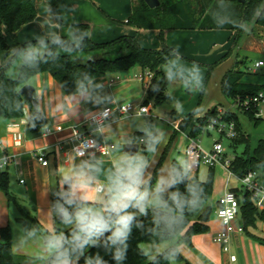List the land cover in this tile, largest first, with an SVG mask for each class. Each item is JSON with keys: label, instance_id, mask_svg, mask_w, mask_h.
<instances>
[{"label": "crops", "instance_id": "0c3cea01", "mask_svg": "<svg viewBox=\"0 0 264 264\" xmlns=\"http://www.w3.org/2000/svg\"><path fill=\"white\" fill-rule=\"evenodd\" d=\"M135 3L136 0H58L56 11L50 1L36 0L38 17L34 22L23 26L15 33L3 27L12 52L7 55L0 45V65H6L16 55L19 43L40 41L41 38L48 41L55 37L59 39L66 37L74 44L81 45L82 39L77 37L75 28L77 24H87L90 27V39L95 43H107L122 36H131L146 49H162L164 45L173 48L179 56L164 66V82L160 83V80L156 82L160 90L165 87L170 98L161 104L154 105L156 107L167 103L174 104L176 108L168 111V119H164L171 126V130L166 132L162 150L156 155V159H151L150 166L146 168L145 177L147 178L149 173L152 175L154 172L175 130H178V134L165 161L170 159L169 154L174 149L179 135L187 136L190 141L189 131L182 132L180 128H176L175 123L180 124L183 118L196 110L192 125L216 107L220 111L234 112L235 101L226 98L222 91V80L229 70L240 67L246 71L241 80L242 83L264 85V83L260 84L247 79V75L257 74L264 67L258 70L251 69L246 67L245 60L249 53L257 55L258 60H264V40L250 36L246 48L249 51L241 49L237 53L234 52L236 60L232 64L231 56L223 59L228 54L224 50L226 47L217 46V44H222L225 38L223 34H220L221 31L227 32L229 39L233 41L235 32L216 29L167 30L163 40L160 30L141 29L130 21ZM213 65L215 67L207 81L209 70ZM140 73H143V70L136 67L109 74L92 81L86 92L75 95L64 93L61 85L51 74L41 73L29 84L34 86L38 108L47 120L44 131L42 133L31 131L29 105L25 107V116L21 119H0V139L4 143L3 147H0V159L4 155H10L12 158L2 172L6 171L9 174L10 193L15 198V201H9L6 193L0 189V229L7 225L11 226L13 251L16 254L42 258L38 256L44 249L42 231L34 225L42 233L40 235L37 230L36 232L32 230L33 224L25 225L19 221V218L31 214L39 222H44L46 210L51 209L53 197L63 195L69 189L70 185L68 182L67 188L65 175L82 169L96 177V183L106 184L108 173L113 169L114 163L123 157L118 146L110 157H78L72 151L70 140L73 126H78L81 131L90 132L93 129V124L90 122L91 116L106 106H112L115 108L112 118L106 122L102 133L95 134L99 141L106 139L115 143L120 140L136 142L135 138L144 133L141 131L143 129H140L141 123L135 119L152 118V100L149 103L146 101L153 78L142 81L138 78ZM125 103L144 104L150 111L144 115H120L116 108ZM59 126L62 130L57 129ZM38 152L46 154L49 161L47 166L36 158L35 154ZM173 160L171 166L167 168L168 174L164 175L165 177L169 175ZM186 165L189 170L188 158ZM217 168L226 170L224 165H218L215 167V172ZM199 169L200 167L190 172L192 176L197 175ZM161 171L159 175H163ZM261 175L259 174L260 182H262ZM232 188L236 187L232 186L230 177L225 181L216 182L215 180L213 194L215 198L211 201L213 211L209 221L210 231L193 238L194 248L186 243L178 246V251L184 259L189 260L190 264H210L208 260L217 264L222 261L223 264H230L229 255L214 242V237L224 228L217 215L219 201L224 193ZM170 189L171 186L165 193ZM130 211L136 210L130 209ZM14 219L15 223L12 222ZM239 219L240 216L237 220L238 226H243L242 220L241 223L238 222ZM44 225L48 226V224ZM244 234V232H235L232 235L231 250L238 256V260L233 264H244L245 258L246 262L248 261L247 256L244 258L234 250L235 245L238 244L239 248L242 245L241 242L244 244ZM18 236L23 237L19 239ZM262 251L264 254V249ZM261 259L259 264H264V255Z\"/></svg>", "mask_w": 264, "mask_h": 264}, {"label": "trees", "instance_id": "16d2710c", "mask_svg": "<svg viewBox=\"0 0 264 264\" xmlns=\"http://www.w3.org/2000/svg\"><path fill=\"white\" fill-rule=\"evenodd\" d=\"M48 1L57 11L58 0ZM160 1L159 7L151 8L145 0H136L130 21L141 29L160 30L163 40L167 30H228L236 33L234 43L237 47L244 37L247 25L255 23L264 27V0H246L244 3L238 0ZM37 17L36 0H0V45L7 55L11 54L12 48L7 42L3 27L15 33L23 26L34 22ZM75 28L77 37L82 39L81 45L74 44L66 37L60 39L59 44L53 43L52 40L44 41L46 50L42 54L37 53L32 60H22L21 56L26 54L30 47H41L40 41L33 40L17 44L16 55L6 65H0V119H21L25 116V107L29 105L31 131L34 133L44 131L47 123L46 117L20 92L23 86L29 84L35 76L41 73L51 74L61 85L64 93L75 95L86 92L90 83L95 79L139 67L143 73L146 71L154 73L146 103L154 100L155 105H158L170 98L165 87L160 90L156 82L158 80L160 83L164 82V66L179 56L173 48L164 45L162 49H146L131 36H122L107 43H95L90 39V27L87 24H77ZM229 55L230 52L223 59ZM214 67L215 65L210 68L207 81ZM245 74L246 71L239 67L229 70L224 75L222 91L226 98L245 101L254 98L264 90V85L242 83L241 80ZM241 110L249 115L256 126L263 121L261 116H257L259 106L252 105L249 109ZM196 112L197 110L187 115L179 124L180 130L189 131L191 138H198L209 122L220 116V110L216 107L192 125ZM223 118L234 120L237 124L239 135L232 139L231 146L234 149L240 143L246 146L244 152L237 154L232 160V171L243 175L248 170H252L264 175V138L258 141L254 152L251 153V136L242 131L236 114L226 111ZM177 134L178 130H175L151 175L150 186L155 183L160 174ZM173 166L184 174L177 183L171 186L169 192L162 194V199L167 202V211L149 208L147 216L137 215L123 244L119 242L112 244L107 239L114 231L110 229L99 237H94L95 244L85 245L83 250H77L71 253V256L73 258L79 256L77 261L79 264H84L85 257L90 258L93 264H96L97 258L101 264H171L172 259H184L178 251V246L186 243L194 248L193 238L210 231L215 167H210L208 178L202 181L198 175L192 176L187 168H182L176 159L172 162ZM0 189L6 193L9 201H15L10 193V178L6 171H0ZM231 190L240 200V217L244 232H248L249 227H256L259 221H264V209L257 206L251 192L245 190L241 193L239 188ZM173 192L179 193V207L170 199ZM57 202L69 207L63 195L53 197L54 207ZM220 205L219 201V207ZM19 221L25 225L37 226L42 231L44 239L51 233L31 214L19 218ZM69 232L70 228L64 234L67 236ZM56 233H59V230ZM165 242H170L171 245L148 262L142 244ZM262 242L264 243V240ZM118 248L124 251V258L120 261L114 258ZM80 251H83V255H79ZM0 264H49V261L48 258H32L16 254L13 251L12 228L7 225L0 229Z\"/></svg>", "mask_w": 264, "mask_h": 264}, {"label": "clouds", "instance_id": "9594fccd", "mask_svg": "<svg viewBox=\"0 0 264 264\" xmlns=\"http://www.w3.org/2000/svg\"><path fill=\"white\" fill-rule=\"evenodd\" d=\"M52 42L59 44V37H55ZM40 45L39 48L30 47L21 59L32 60L37 53L42 54L46 50L43 38L40 39ZM153 140L158 142L157 138ZM147 151L151 153L156 149L150 144ZM148 167L149 159L146 155H125L114 163L106 184L96 183V177L82 169L65 175L64 179L70 186L63 195L69 207L57 203L55 209L60 222L69 227L70 232L67 236L63 232H53L45 237L44 252L49 264H74L79 256L73 258L71 253L83 250L85 245L95 244L93 238L110 229L114 231L107 239L112 244H123L137 215L147 216L149 208L167 211V202L162 199V194L177 183L184 173L173 166L167 177L158 175L155 183L150 186L151 173L145 177V169ZM181 167L186 169L187 165ZM170 199L179 207L178 192H173ZM79 255H83V251ZM114 258L117 261L123 259L124 251L118 248ZM84 264H93V261L85 257ZM96 264H101L99 258Z\"/></svg>", "mask_w": 264, "mask_h": 264}, {"label": "rangeland", "instance_id": "374dc122", "mask_svg": "<svg viewBox=\"0 0 264 264\" xmlns=\"http://www.w3.org/2000/svg\"><path fill=\"white\" fill-rule=\"evenodd\" d=\"M220 34H223L225 38H224V41L222 42V44H217V46L226 47L224 50L226 52H230V55L228 57H230V56L232 57V59H233L232 64H234L235 60H236V56H235L236 54L234 55V52L237 53L241 49L243 51H246V52L249 51L246 48L248 46V41H249L250 36L257 38L259 40H261V39L264 40V28L255 24V23H252L251 25L246 26L244 37L240 41V43L237 47H236L233 39L232 40L229 39L227 32L221 31ZM256 57H257V55H255L253 53H251V54L249 53V56L247 58H245V60L247 61L246 67H250L251 69H254L255 63L258 60ZM243 67H245V66H243ZM247 79L248 80L251 79L252 81H255L256 83H260V84L264 83V68L262 70H260L259 73H257V74L247 75ZM213 81H214V79H213ZM213 81H211V84H213ZM154 104H155L154 100H152L151 101L152 118L148 117V118L135 119L137 122L141 123L140 129H143L141 131L144 132L142 135H139L137 138H135L136 142H132V141L127 142L125 140H120L119 142H116L117 146L119 147L118 150H119V152H121V154L123 156H125V155L135 156L137 154L146 155L149 159V164H151L150 163L151 159H153V160L156 159V155H158L159 151L162 150L163 143H164V140H165L166 134H167L166 132L168 130H171V126L164 119H168V111L170 112L175 106H174V104L165 103L163 105H159V106L155 107ZM259 110L261 111L263 121L258 126H256L255 122L253 120H251L249 115H247L244 111H241V109H239L238 107H236V109H234V112H235V114H236V116L240 122L242 131L245 134L251 136L250 137V139H251L250 152L251 153L254 152V149H255L258 141L260 139L264 138V102H262L259 105ZM141 138H143V141H141ZM153 138H157L158 142L154 141ZM198 139L201 141V144L205 150H210L213 147L214 143L217 140L221 139L223 146H224V149H225V157L227 159H233L237 154L238 155L242 154L245 150V147H246L245 144L240 143L237 146V148L234 149L231 146L232 140L228 139L227 137L221 138L220 133L214 129H211L209 131V133L208 132L202 133L198 137ZM188 141H189V139L187 138V136L181 137L179 135L177 137L176 142H175V147L172 150V152H170L171 154H169L170 159L164 161L162 171H161V173L163 175L168 174L167 168H168V166H171V161L173 159H176L182 165L187 164V146L189 143ZM131 143L138 144L140 146L139 152L135 155H130L129 153L124 151V145L131 144ZM150 144L156 149L155 152L150 153L147 151ZM147 169H145V174H146ZM209 172H210V167L205 165V164H201L199 172L197 175H198L200 180L205 181L208 178ZM228 178H229V174H228L227 170L221 169V168L216 169V172H215L216 182H218L219 180L225 181ZM260 179L264 183V175L263 174L260 176ZM231 183H232V186L239 188L241 193L246 190L242 186L241 182L239 181V179L236 176H233L231 178ZM64 187H66V183H64ZM55 193L57 195V192H55ZM214 198H215V195H213L212 200ZM57 203L62 204L61 202H57ZM53 206H54V204L52 203L51 209L46 210L44 222L40 221L42 223L41 225H43L46 229H49L48 231H50L51 233L57 232V230H59V232L64 233L69 227L63 225L60 222V218L56 215V209H53ZM13 208H15V207H13ZM241 220L242 219L240 217L238 222L241 223ZM12 222L15 223V219L12 220ZM44 224H48V226H46ZM19 226H21V225H19ZM31 227H32L33 231L35 230V232H36V230H37L40 235L42 234L34 225ZM244 233H245L244 234V237H245L244 244H243V242H241L242 245L239 246V248H238V244L235 245L234 250H235V252L241 254L244 258L247 256L248 261L246 262V258H245L244 264H259L262 260L261 256L264 255L263 251H262L264 249V243L262 242V240H264V221H259L257 223L256 227H249L248 232H244ZM16 236H17V234H16ZM18 237H19V239H22L21 237H23V236H21V237L18 236ZM42 238H43V241L45 242L43 235H42ZM234 243L236 244V242H234ZM170 245H171L170 242H165L162 244L144 243V244H142V247L147 254V259L149 262V261H152L157 255H159L160 253L165 251ZM43 248H44V246H43ZM41 253L42 254H40L38 256L44 257V258L47 257L45 255L44 249ZM222 259H224V256ZM208 262H210V264H217L216 262H211L209 260H208ZM74 264H79V263L77 262V260H74ZM171 264H190V263H189V260H187V259H181V260L173 259V260H171ZM220 264H223V261Z\"/></svg>", "mask_w": 264, "mask_h": 264}, {"label": "built area", "instance_id": "2783aa9c", "mask_svg": "<svg viewBox=\"0 0 264 264\" xmlns=\"http://www.w3.org/2000/svg\"><path fill=\"white\" fill-rule=\"evenodd\" d=\"M264 67V60H258L255 63V70ZM154 73L146 71L140 73L138 78L142 81L146 79H152ZM264 102V90L260 91L254 98L241 101L236 100V107L240 109H249L252 105L259 106ZM147 109V111H144ZM116 110L120 115H144L148 114L150 109L147 105H135L133 103H125L119 105ZM115 108L112 106H106L102 110L94 113L90 122L93 124V129L90 132H84L79 129L78 126L72 127V136L70 138L72 142V151L78 157H110L117 144L114 141L102 140L99 141L95 134L102 133L103 128L108 120H110L114 114ZM226 111L221 110L219 118H215L205 127L203 133L216 130L220 133L221 138L227 137L232 140L238 137L239 132L237 124L234 120H225L223 115ZM261 111L257 113V116H261ZM177 129L179 124L175 123ZM58 130H62L59 126ZM50 132V131H49ZM4 143L0 139V147H3ZM36 158L42 162L44 166L49 164L45 153H36ZM187 158L189 160L190 172L196 171L201 164H205L209 167H216L218 165H224L228 171L229 177L236 176L241 182L242 186L253 194L256 204L260 209H264V183L259 180V173L248 170L243 175H238L231 169V163L233 159H227L225 157V149L222 140H217L210 150H205L198 138H190L187 146ZM12 158L10 155H4L0 159V171L4 170ZM220 207L218 208L217 215L223 224V230L218 232L214 237V242L222 247V250L229 255L230 264L235 263L238 260V256L232 253V235L235 232H244L243 226H238L237 220L240 216L241 203L236 193L231 189H228L220 199ZM55 209V207H54Z\"/></svg>", "mask_w": 264, "mask_h": 264}, {"label": "water", "instance_id": "95a60500", "mask_svg": "<svg viewBox=\"0 0 264 264\" xmlns=\"http://www.w3.org/2000/svg\"><path fill=\"white\" fill-rule=\"evenodd\" d=\"M241 3H244L246 0H238ZM145 2L151 7V8H157L161 5L160 0H145ZM20 92L27 98V100L34 106L38 107V103L35 98V88L32 84H26L23 86L20 90ZM140 146L138 144H126L124 145V151L129 153L130 155H135L139 152ZM67 188H68V182H67ZM64 207H66L65 204H63ZM60 218V217H59Z\"/></svg>", "mask_w": 264, "mask_h": 264}]
</instances>
